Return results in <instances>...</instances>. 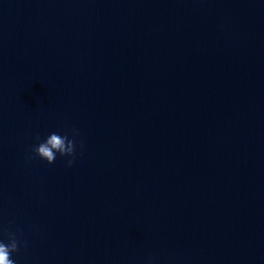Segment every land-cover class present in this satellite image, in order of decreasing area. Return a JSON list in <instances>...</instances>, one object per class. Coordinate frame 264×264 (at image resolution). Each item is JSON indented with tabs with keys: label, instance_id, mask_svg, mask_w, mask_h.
I'll return each instance as SVG.
<instances>
[{
	"label": "clouds",
	"instance_id": "clouds-1",
	"mask_svg": "<svg viewBox=\"0 0 264 264\" xmlns=\"http://www.w3.org/2000/svg\"><path fill=\"white\" fill-rule=\"evenodd\" d=\"M79 135L77 129H72V137L68 135H60L56 132L50 133L45 140L39 142L32 151L42 160L48 164H53L57 159V154L60 157H69L66 160V166L71 167L75 162L76 155V137ZM37 141H40V137H35ZM82 146V145H81ZM7 233V243L4 240H0V264H15V260L12 259V253L18 252L20 248V240L17 238V233L8 229H4ZM26 246V243H25Z\"/></svg>",
	"mask_w": 264,
	"mask_h": 264
}]
</instances>
